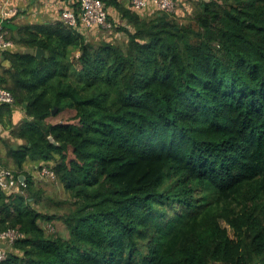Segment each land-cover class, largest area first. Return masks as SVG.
I'll use <instances>...</instances> for the list:
<instances>
[{"label":"trees","instance_id":"obj_1","mask_svg":"<svg viewBox=\"0 0 264 264\" xmlns=\"http://www.w3.org/2000/svg\"><path fill=\"white\" fill-rule=\"evenodd\" d=\"M102 1L110 27L88 29L74 0L76 27L8 38L0 122L29 195L0 189V232L22 235L2 264H264V0ZM114 28L125 44L94 39ZM27 166L55 173L69 213L34 207ZM55 219L68 238L42 226Z\"/></svg>","mask_w":264,"mask_h":264},{"label":"built area","instance_id":"obj_2","mask_svg":"<svg viewBox=\"0 0 264 264\" xmlns=\"http://www.w3.org/2000/svg\"><path fill=\"white\" fill-rule=\"evenodd\" d=\"M3 8L1 12V19L3 21L16 18L20 10L12 5L13 0H1ZM74 1V0H73ZM80 7V22L88 29H93L97 26L110 27L108 23V11L102 0H78ZM134 9L137 11H144L147 9H159L173 12L177 8L176 0H129ZM61 20L71 27H76L79 23V17L71 8L64 9L61 12ZM15 47V43L9 40L3 31V26L0 23V52H5ZM14 98L12 93L0 87V106L3 104H13ZM44 176L55 179V173L47 168L41 172ZM25 186V183L17 179L15 173L10 169L4 167L0 160V189L7 192H17ZM22 237L17 229H10L5 232H0V242L6 243L10 246L15 243L17 239ZM8 255L7 249L0 246V264L6 260Z\"/></svg>","mask_w":264,"mask_h":264},{"label":"rangeland","instance_id":"obj_3","mask_svg":"<svg viewBox=\"0 0 264 264\" xmlns=\"http://www.w3.org/2000/svg\"><path fill=\"white\" fill-rule=\"evenodd\" d=\"M203 1L209 0H185L187 5L192 7L193 11L196 10L198 8V5ZM189 22L190 21L186 22V24L183 25H188ZM95 37L96 38L94 39H96L97 41L106 40L120 44H125L127 42V35L124 30H116L115 28L114 30H100L95 33ZM72 116V112H65L58 117L49 119V121L51 123L67 122L70 120V118H72ZM1 140L2 142H0V158L2 160V163L6 168L10 169L16 174L18 170L15 166L14 160L10 157V155H8V153L9 146H16L18 142L17 138L13 137V135H10V132L8 131V136L5 139L0 138V141ZM4 140L8 142L9 146H7ZM26 169L28 173H30V175H32V177L34 178L36 189L40 191L41 194L40 202L34 203V207L38 211L42 213H48L50 215H53L54 217L57 215L62 216L69 213L70 208L72 207V201L69 199V196L64 191L62 185L54 179L44 176L39 170H34L32 166H27ZM18 192L24 194L25 196L29 195V193L24 192L22 188H20L16 193ZM42 226L46 229L48 234H54L57 236H62L64 238L69 237V232L66 228L65 223L63 222V219H55L51 223H43ZM1 246H4L6 249L11 247L6 245V243H2Z\"/></svg>","mask_w":264,"mask_h":264},{"label":"crops","instance_id":"obj_4","mask_svg":"<svg viewBox=\"0 0 264 264\" xmlns=\"http://www.w3.org/2000/svg\"><path fill=\"white\" fill-rule=\"evenodd\" d=\"M71 2L73 0H13L12 5L17 7L20 13L16 18L3 21L1 19L3 2L0 0V23L5 36L7 38L16 36L15 31L21 26L52 24L59 21L61 12L70 8ZM10 67V62L4 58L3 52H0V75ZM8 131L0 122V137L5 139L8 136Z\"/></svg>","mask_w":264,"mask_h":264},{"label":"water","instance_id":"obj_5","mask_svg":"<svg viewBox=\"0 0 264 264\" xmlns=\"http://www.w3.org/2000/svg\"><path fill=\"white\" fill-rule=\"evenodd\" d=\"M44 55V52L41 50V49H38L37 51H36V56L38 57V58H41V56H43ZM56 109L53 111V114H56ZM25 180H26V178L24 177V176H20V181L21 182H23V183H25Z\"/></svg>","mask_w":264,"mask_h":264}]
</instances>
